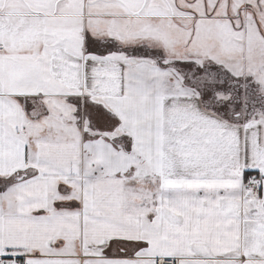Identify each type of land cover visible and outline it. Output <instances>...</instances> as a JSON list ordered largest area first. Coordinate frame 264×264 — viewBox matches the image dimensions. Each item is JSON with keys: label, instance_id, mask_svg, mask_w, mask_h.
<instances>
[{"label": "snow or ice", "instance_id": "obj_1", "mask_svg": "<svg viewBox=\"0 0 264 264\" xmlns=\"http://www.w3.org/2000/svg\"><path fill=\"white\" fill-rule=\"evenodd\" d=\"M0 264H264V0H0Z\"/></svg>", "mask_w": 264, "mask_h": 264}]
</instances>
